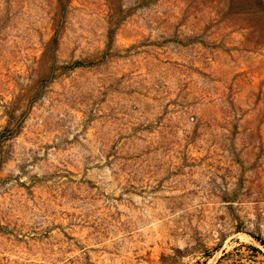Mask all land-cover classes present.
<instances>
[{"label": "rangeland", "instance_id": "rangeland-1", "mask_svg": "<svg viewBox=\"0 0 264 264\" xmlns=\"http://www.w3.org/2000/svg\"><path fill=\"white\" fill-rule=\"evenodd\" d=\"M0 264H264V0H0Z\"/></svg>", "mask_w": 264, "mask_h": 264}]
</instances>
